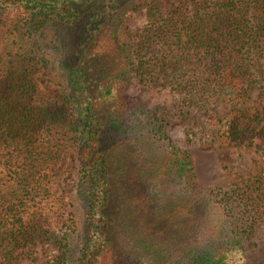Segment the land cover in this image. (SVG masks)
Listing matches in <instances>:
<instances>
[{
  "label": "trees",
  "instance_id": "1",
  "mask_svg": "<svg viewBox=\"0 0 264 264\" xmlns=\"http://www.w3.org/2000/svg\"><path fill=\"white\" fill-rule=\"evenodd\" d=\"M133 1L0 0V264H250L264 226V0H153L131 27ZM48 70L57 96L40 84ZM136 77L171 99L130 104ZM215 94L226 112L206 124L223 145L253 142L261 167L199 201L186 145L217 136L188 127L176 141L168 121ZM70 148L83 208L55 229Z\"/></svg>",
  "mask_w": 264,
  "mask_h": 264
},
{
  "label": "rangeland",
  "instance_id": "2",
  "mask_svg": "<svg viewBox=\"0 0 264 264\" xmlns=\"http://www.w3.org/2000/svg\"><path fill=\"white\" fill-rule=\"evenodd\" d=\"M151 1L153 0L133 1L134 10L130 18L131 27L140 26L147 21V3ZM194 1L197 0H168L170 4L167 5V2L166 4L162 2V7L165 8L167 5V7L179 9L183 5H190ZM211 1L213 0H208L207 2ZM55 81L56 76H54V72L51 73L48 70L47 74L42 76L40 84L46 93L57 96V85ZM172 93L169 87L162 86L160 82L151 81L150 83L147 80H140L136 77L125 88L124 97L130 104L136 100H142L147 104H154L171 99ZM252 101L251 99L249 103H252ZM225 112V96L215 94L206 96L200 104L198 103L190 107L183 118L172 117L168 121L169 134L176 141L183 139L185 130L188 127L204 129V131H213L214 135L217 136L215 141L202 138L197 139L193 144L186 145L195 158V172L197 177L195 191L199 194V196L197 195L199 201L203 200L204 194L202 191L207 187L221 185L240 176L251 175L261 167L259 155L253 142L246 141L241 146L233 147L223 145L220 142V128L206 124L208 114L217 113L224 116ZM253 141H256V139ZM74 166V150L70 148L64 158L59 161L56 169L59 176L58 194H61L63 202L55 207L53 211L54 215L50 219L55 229L59 228L65 219L66 211L72 207L70 203H73L79 209L83 208L81 200L76 198L74 194V182L76 178ZM154 183L163 185L157 179L154 180ZM249 260L250 264H264V226L258 231V247L255 251L249 253ZM22 264L34 263L25 262ZM121 264L141 263L133 257H127L121 261Z\"/></svg>",
  "mask_w": 264,
  "mask_h": 264
}]
</instances>
